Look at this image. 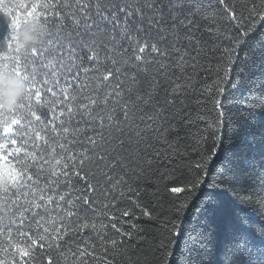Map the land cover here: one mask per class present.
I'll list each match as a JSON object with an SVG mask.
<instances>
[{"label": "trees", "instance_id": "obj_1", "mask_svg": "<svg viewBox=\"0 0 264 264\" xmlns=\"http://www.w3.org/2000/svg\"><path fill=\"white\" fill-rule=\"evenodd\" d=\"M0 264H264V0H0Z\"/></svg>", "mask_w": 264, "mask_h": 264}]
</instances>
